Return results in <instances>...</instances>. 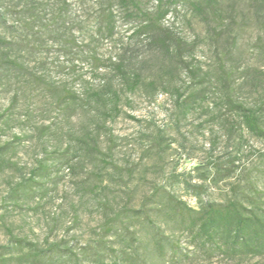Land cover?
<instances>
[{"label":"rangeland","instance_id":"374dc122","mask_svg":"<svg viewBox=\"0 0 264 264\" xmlns=\"http://www.w3.org/2000/svg\"><path fill=\"white\" fill-rule=\"evenodd\" d=\"M138 26L117 0H0V264H264L198 249L173 212L264 208V138L229 104L264 108V0L172 7L179 53ZM13 237L54 251L32 259Z\"/></svg>","mask_w":264,"mask_h":264},{"label":"trees","instance_id":"16d2710c","mask_svg":"<svg viewBox=\"0 0 264 264\" xmlns=\"http://www.w3.org/2000/svg\"><path fill=\"white\" fill-rule=\"evenodd\" d=\"M154 9L148 10L143 0H117L128 19L139 21V32H152L155 43L163 50L168 51L172 41H175V51L179 53V38H173L170 31H164L161 21L170 12L171 8L178 4H188L199 15L214 11L219 0H155ZM103 28L106 34L112 35L114 31V14L108 7L102 18ZM173 41V42H174ZM9 42L0 36V45ZM6 64L11 67H19V64L11 59H6ZM117 72L122 77L125 85L133 89L139 83V77L135 74L128 80L125 70L117 65ZM99 94L96 93V98ZM113 98L117 94L113 92ZM111 97V98H112ZM232 110L239 116L245 129L254 136L264 138V108H252L243 103H233L229 100ZM111 114H118L116 102L110 107ZM41 168V165L38 167ZM173 212L177 215V225L189 241L198 249L211 254H223L229 257L236 256H261L264 255V208L252 204L246 206L241 200L231 199L224 203L205 202L199 209L193 210L178 201ZM16 248H26L29 257L39 260L42 256L51 254L52 249H39L32 242L22 238L11 239ZM169 247L175 256L174 245L164 235L155 237L153 248L160 256L166 254L165 248ZM2 261V259H0ZM134 264V263H132Z\"/></svg>","mask_w":264,"mask_h":264}]
</instances>
